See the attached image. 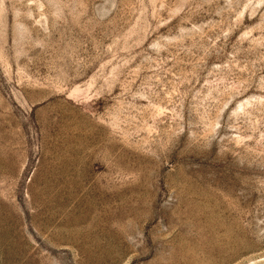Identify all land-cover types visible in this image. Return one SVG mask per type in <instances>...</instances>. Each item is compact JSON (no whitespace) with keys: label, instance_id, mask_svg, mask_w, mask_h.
Here are the masks:
<instances>
[{"label":"rangeland","instance_id":"1","mask_svg":"<svg viewBox=\"0 0 264 264\" xmlns=\"http://www.w3.org/2000/svg\"><path fill=\"white\" fill-rule=\"evenodd\" d=\"M0 264H264V0H0Z\"/></svg>","mask_w":264,"mask_h":264}]
</instances>
